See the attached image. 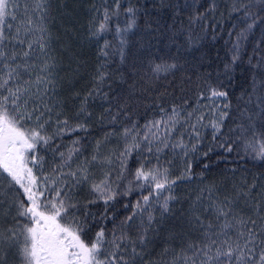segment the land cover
<instances>
[{"label":"snow or ice","instance_id":"1","mask_svg":"<svg viewBox=\"0 0 264 264\" xmlns=\"http://www.w3.org/2000/svg\"><path fill=\"white\" fill-rule=\"evenodd\" d=\"M196 0H193L195 3ZM34 6L27 2L23 13H19L21 7L19 0H0V185L7 183L9 188L19 186L22 193L17 190V196L10 203L0 199V264H264V186L253 182L242 184L237 188L233 186L231 192L223 196L216 195L215 188L207 189L208 211L211 218L193 215L190 224L198 235L195 239L183 240L179 250L165 248L158 260H148V245L151 242L150 233L154 232V224L162 222L166 214L171 213L170 202L175 200L174 186L178 180L189 178L190 168L176 178H172L167 167L159 165L145 167L142 163L136 169L134 177L136 181H144L138 185L146 188L147 194L137 200L130 209V215L124 216L119 224L114 223L111 230L100 227L93 232V226L84 218L75 215L78 202H73L70 194L73 189L82 184L90 185V192L94 198L88 201L95 204L102 200L105 205V213L110 202L116 199L118 194L127 195L132 190L127 189L118 193L117 181L126 179L124 172L127 168V158L133 151L140 150L142 142L146 150L153 152L154 139H158L155 132L152 137L145 134L142 141L138 139L140 132L137 125L132 123L125 126L120 133H106L103 140H97L93 154L90 158L80 160V140L72 141L73 147L67 152L59 151L60 146L52 147L51 142L56 136L77 131H87V125L79 117L90 118L87 111L89 97L99 94V87L105 79V73L98 72L97 87L84 97L78 112L76 123H71L69 118L60 119L62 112H56L55 131L49 132L52 125L51 114L54 108L61 102L53 98L58 87L56 79V57L48 51L49 41L45 34L49 30L43 25L46 14L51 7L52 0H33ZM117 7L119 4L117 3ZM161 8L172 9V28L178 21L182 9L193 7L192 4L172 3L170 0H160ZM216 8L215 0H212L208 8L211 14ZM11 9V10H10ZM232 11L243 12L245 27L236 33L235 41L229 52L231 59L224 64V72L232 71L233 65L242 61L244 56V42L248 34L257 26H264V0H249L242 8L234 4ZM126 12L132 17L131 28L135 24V9L128 8ZM35 15V19L33 18ZM110 19L108 10L105 9L103 21L93 35L99 36L107 30V21ZM208 15L196 13L188 18L189 42L203 39L208 33V26L201 24V32L193 35L191 26L201 21H207ZM37 21L41 22L37 27ZM250 21V22H249ZM15 22V23H13ZM151 27V24L147 25ZM184 26L181 22L180 29ZM40 35L33 38L34 33ZM229 36L232 33L229 32ZM212 39H216L213 26ZM264 39L256 42L252 55L248 56V65L252 72V91L248 99L244 101L245 111L241 117L254 107L258 111L254 113L259 117V126L253 122V116L248 115L247 120L237 125L234 132L235 139L225 141L221 147L226 151H232V143L241 141L247 149L255 152L256 156L264 159ZM108 47L105 43V48ZM102 55H107L102 51ZM176 64L156 65L154 72H167L176 68ZM199 87V85H198ZM228 93L206 84L204 90L199 91L200 100L211 102V111L218 116L214 120L206 119L203 112L197 115L199 109L188 112L185 119L186 130L190 138L197 142L201 139V129L211 127L213 139L220 134L223 120L228 112L220 108L217 102L224 99L223 109L230 108L227 102ZM107 99V94H103ZM129 101L120 105L123 111L128 108ZM105 112L111 117L109 123L115 124L118 111L111 115L110 109ZM125 116L128 112L125 111ZM180 108L174 107L167 121L171 124L167 132L176 130L180 124ZM103 115L101 119H103ZM194 118V123H188ZM160 121L150 122L145 127L158 128ZM113 135H119L125 141V147L116 159L119 161L120 171L115 179H112L111 165L114 163L113 153L102 154L101 149L105 141ZM183 136V133H181ZM165 148L168 143L160 140ZM47 146L53 154L59 155L60 162L53 169V175H43L44 157L38 155L40 148ZM173 148H186L181 139L171 145ZM196 145H192V151ZM158 153L161 148L156 147ZM186 154V153H185ZM159 161V157H156ZM31 165V167L29 166ZM75 165V167H73ZM106 166H108L106 168ZM37 171L34 172L33 169ZM98 168L101 176L97 177L94 169ZM64 169H68L64 171ZM6 173L7 175H3ZM131 183V181L129 182ZM62 185V186H58ZM115 186V187H114ZM46 191H54L55 196L50 198ZM203 196V193H202ZM200 199V198H198ZM125 208L129 206L124 205ZM155 212H159V221ZM110 219L104 215L100 220L93 216L95 224ZM139 220V224L136 221ZM139 228L135 236L131 235L134 229ZM170 239H176L175 236ZM171 254L170 260L163 257Z\"/></svg>","mask_w":264,"mask_h":264},{"label":"trees","instance_id":"2","mask_svg":"<svg viewBox=\"0 0 264 264\" xmlns=\"http://www.w3.org/2000/svg\"><path fill=\"white\" fill-rule=\"evenodd\" d=\"M172 3L183 5L185 0H170ZM249 0H215L216 8L208 14V8L212 0H187V3L193 7L182 9L177 23L172 25V9L161 8L160 0H54L51 4V20L48 23V30H55L54 47L50 50L51 55L62 59L67 56L59 50L60 46H65L62 34V27L69 29L76 35H82L85 41H72L69 37L68 52L72 54L73 66L76 72L65 67H60V62L56 68V79L58 87L53 95L54 101L59 100L61 103L54 108L52 116V125L49 132L55 131L56 112H62L60 119L69 118L71 123H76V112L87 94L97 87V80L92 82L95 73H105L103 83L99 87V94L89 97L87 102V111L92 115L90 118L81 116L80 120L87 125V131H77L56 136L51 142L52 147H59V151L67 152L71 147L72 141L80 140L81 154L79 159L83 160L87 157L86 147L89 143L88 138L94 133L103 129V139L107 129H123L132 123L137 128L153 121H160L165 128H171L170 124L163 123L168 120L171 115L163 106L158 105L160 98L162 99H180L184 101H192L199 99V91L204 90L206 84H210L214 88L226 91L228 93L227 102L230 108L223 109V98L218 99V103L222 106V110L228 112V116L223 120L220 134L213 139V131L208 130L204 137L196 144V150L187 154L186 160L176 165L172 161L170 147L167 154L157 153L153 148V152L149 153L146 146L142 143L141 149L133 151L131 156L127 158V168L124 172L126 179L117 181L119 187H116L118 193H123L127 189L132 190L127 195L118 194L116 199L110 202L107 213H105V205L102 200H98L95 204H89L88 201L94 196L90 192V185L82 184L72 190L70 193L73 202H78V208L75 215L84 218L87 214V221L93 226L94 235L102 226L107 230H111L115 224H119L120 220L126 215H130V209L140 200L143 195L147 194L146 188H140L138 185L145 184L144 181H136L134 173L143 163L145 167L156 166L158 163L169 169L172 178L180 176L190 168L188 172L189 178L178 180L174 186L176 199L170 202L171 213L166 214L162 222L154 224L155 231L150 233L151 242L148 245V260H158L160 254L165 248L179 250L183 240L195 239L198 235L192 226H188L184 222L183 215L188 210V204L193 202V213L199 215L203 219L205 216L211 218L208 208L205 204H209L207 189L215 188L217 196H223L226 192H231L233 186L239 188L242 184H252L264 186V159L256 156L255 152L247 149L241 141L232 143V151H226L225 147H221L225 141L231 142L235 139V133L229 132V129H235L242 120L246 121L248 115L253 116V122L259 126V117L254 113L258 111L252 106V110L247 112L245 117H241V112L245 111V103L252 91V72L248 65V56L252 55L253 49L257 41L264 39V26L255 27L248 34V39L244 42V56L242 61L233 65L232 71L228 74L224 72V64L231 59L229 49L235 41L236 33L241 31L246 25L243 22L242 11H232L233 6L242 8L243 4ZM117 3L119 7H117ZM135 9V24L129 28L132 23V17L126 12L128 8ZM108 10L110 19L107 21V30L99 36L93 35L98 28L100 22L103 21L104 11ZM61 10L72 14L71 23L66 22L60 17ZM196 13H205L208 15L207 21H201L191 26L193 35L201 32V24L208 26L207 35L201 39L189 42V25L188 18ZM181 22L184 30L180 29ZM250 22V21H249ZM151 24V27L147 25ZM213 26L216 39H212ZM229 32L232 36H229ZM72 39V38H71ZM105 43L108 47L105 48ZM144 46L140 50L139 47ZM264 48V44L261 45ZM102 51L107 55H102ZM53 53V54H52ZM59 55V56H58ZM95 60L93 68L91 67L90 58ZM56 60V61H60ZM63 60V59H62ZM64 61V60H63ZM65 62V61H64ZM82 64V66H78ZM176 64L177 67L167 72H154L156 65ZM70 66V65H69ZM151 67L154 74L149 73ZM91 69L87 71V69ZM88 69V70H89ZM160 75H163L166 82L161 85L157 84ZM68 81L70 83H66ZM166 85H170L174 91L163 93L162 89ZM199 85V87H198ZM107 94V99H103V94ZM165 97V98H164ZM156 98V99H155ZM129 101L128 108L120 109V105L125 101ZM208 101L200 100L199 103ZM105 109H110L111 115H115L118 111L115 124L109 123L111 118ZM180 110H182L180 108ZM125 111L128 116H125ZM103 115V119L101 116ZM178 130H174L172 143L176 140ZM169 133V132H167ZM100 136H97V140ZM90 144V143H89ZM122 152V147L116 149L117 154ZM38 155L44 157L43 175H53V169L60 162L58 153L53 152L47 147L40 148ZM159 157L157 161L156 157ZM88 158V157H87ZM174 164V165H173ZM31 167V165H29ZM75 167V165H73ZM107 168V167H106ZM112 179H115L120 171L119 161L116 159L111 165ZM68 169H64L67 171ZM37 171L36 168L33 169ZM6 176V175H5ZM131 181V183H129ZM62 186V185H58ZM115 187V186H114ZM17 190L22 193L19 186L9 188L7 183L0 185V199L6 204L10 203L17 196ZM203 193V196H202ZM46 195L50 198L55 196L54 191H46ZM200 198V199H198ZM128 205L125 208L124 205ZM104 215L110 217L100 224H95L93 216L96 220ZM159 221V212H155ZM188 216V215H187ZM191 217H189L190 220ZM184 222V223H183ZM139 224V220L136 221ZM183 225V226H182ZM139 228L131 232L135 236ZM168 235L175 236L176 239L165 238ZM165 260L171 259V254L163 257ZM15 264H19L17 260Z\"/></svg>","mask_w":264,"mask_h":264},{"label":"rangeland","instance_id":"3","mask_svg":"<svg viewBox=\"0 0 264 264\" xmlns=\"http://www.w3.org/2000/svg\"><path fill=\"white\" fill-rule=\"evenodd\" d=\"M52 1H54V0H52ZM26 2H27L30 6H34V4H33V0H19V3H20V5H21V7H20V9H19V13H20V14L23 13L24 5H25ZM10 10H11V9H10ZM70 13H71V12H70ZM70 13H67L66 11L61 10V13H60V17H62L61 20L63 19L64 21H66V22H70V23H71V21H72L71 18H72L73 15L70 14ZM33 18L35 19V15H33ZM72 19H73V18H72ZM50 20H51V9L49 8L48 13L46 14V19L43 21V25L46 26V27H48V23H49ZM13 23H15V22H13ZM40 23H41V22L37 21V27L40 25ZM61 31H62L63 36H65V37H66V36L69 37V39L72 40V41H76V42L78 41V42H79V40H80V41H85V40H86V38H84L82 35H76V36H75V35L73 34V32L70 31L69 29L65 28V26L62 27V30H61ZM49 32H50V31H49ZM38 35H40V33L35 32L33 38H35V36H38ZM45 35H46V39L49 41L48 48H51L50 45H51V43H52V40L49 39V34H45ZM65 37H63V38H64V44H65V46H60V47H59V50L62 51L63 53H66L67 56H64V57L62 58L65 62L61 59L60 61H57V65H58V63L60 62V67H65V68H68L69 70H71V71H73V72H76L75 69H74V66H73V61H74V60H73V56L70 55V53L68 52V46H67V44H68L69 42H68V40H67ZM71 38H72V39H71ZM56 41H57V40H56ZM49 53H50V52H49ZM50 54H51V53H50ZM69 65H70V66H69ZM65 82L67 83V81H65ZM68 83H70V82L68 81ZM68 83H67V84H68ZM219 105H220V104H219ZM220 108L222 109V106H221V105H220ZM200 112H203L204 115H205V117H206V119L204 120V123H205V124H207L209 120H214V119L218 116V113H216V114L214 115L213 112L211 111V102H210V101H208L207 104H204V105L200 106V109H199V111L197 112V115H199ZM54 117L56 118V115H55ZM185 119H186V117H183V129H179L177 135L173 136V137L176 138V140L174 141V143H172V141H171L172 136L170 135V134L173 133L174 131H171L170 133H167L165 126H162V125L160 124L158 128H152L151 131H149V128L145 127L144 135L147 134V135H149V137H152V133H153V132L156 133L158 139H154V140H153V144H152L151 146H152L154 149H155L156 147H159V148L162 149V151L158 152L159 155H161V154H165L166 156H168L167 151H166V150L168 149V147L165 148L164 145L160 143V140H164L166 143H168V145H169V147H170V153L173 155V156H172V161H173V162H175V161H177V160H179V162L182 161V160H185L186 155H187L188 153H190V151L192 150V145H193V144H195V145L198 144L199 141L201 140V139H200V140L197 142V140H196L195 138H190V136H189V134H188V131L186 130L187 125L185 124ZM194 122H195L194 118H193L192 120H189V121H188V123H194ZM176 127H177V126H176ZM210 128H211V127H207V128H202V129H201V134H202V135H201V138L203 137V135L205 134V132H206L208 129H210ZM181 133H183V136H181ZM110 138H112V139H113V138H115V139H119V135L111 136ZM138 139L142 141V138H139V137H138ZM181 139L183 140V144H184V145H187L186 148H181V147L173 148V147L171 146L172 144L177 143V142L180 141ZM108 145H110V142H109L108 140H106L105 143H104V145H103V149H102L101 152H102V154H104V155H107V154H109V153H113V156H112V159H113L114 156H116V155H115V152H116V149H117V148H116V149H110ZM122 145H125V144H122ZM120 147H121V146H120ZM185 153H186V154H185ZM106 167H108V166H106ZM94 171L96 172V176H97V177H100V176H101V172L99 171L98 168L94 169ZM194 201H195V199H193L192 201H190V203L188 204V207H187L188 210L186 211V214L182 216L183 219H184V222H186L188 226H192V225L190 224V221L192 220V217H193V215H194V213H193V205H194L193 202H194ZM208 205H209V204H205V209L208 208ZM187 215H188V216H187ZM189 217H191L190 220H189ZM184 222H183V223H184ZM182 226H183V225H182ZM170 236H171V235H168V234H167V237L165 238V240L169 239Z\"/></svg>","mask_w":264,"mask_h":264},{"label":"bare ground","instance_id":"4","mask_svg":"<svg viewBox=\"0 0 264 264\" xmlns=\"http://www.w3.org/2000/svg\"><path fill=\"white\" fill-rule=\"evenodd\" d=\"M54 34H55V30H50V32H49V39L50 40H52V43H51V45H50V47L51 48H48V51L50 52V50L52 49V47H54V43H55V36H54ZM140 48V50H142V49H144V46H141V47H139ZM51 53V52H50ZM53 54V53H52ZM70 55H72V54H70ZM59 56V55H58ZM91 57V56H90ZM74 58V57H73ZM56 60H60V59H58V57H56ZM90 62H91V67H89V68H93V65H94V62H95V60L91 57L90 58ZM78 66H82V64H79ZM88 68V69H89ZM86 70V72L87 71H90L91 69H89V70ZM149 69V73L150 74H153V76H158L157 74H154L153 73V71H152V69H151V67H149L148 68ZM77 71V70H76ZM95 80H97V73H95L94 74V76H93V78H92V82L93 81H95ZM105 80H106V78H105ZM157 82V84L158 85H161L163 82H165V83H167L166 82V79L164 78V76L163 75H160L159 76V78H158V80L156 81ZM162 91H163V93H168V92H172V91H174L173 90V88L170 86V85H166L165 87H163V89H162ZM159 99H160V102H159V104L158 105H163L166 109H167V111H169V109H170V107H172V106H178L179 108H181L182 110H180V112H181V115H180V124H178V125H176L177 127V129H183V117H186V115H187V113L188 112H191V111H193V109H200V106H202V105H204V104H207L208 103V101H204V102H201V103H197V101L196 100H192V101H184V100H180V99H173V98H170V99H162V98H160V97H158ZM165 98V97H164ZM156 99V98H155ZM145 125H149V124H144L142 127H140V128H137V131H139L140 132V136H142L143 134H144V131H145ZM171 125V124H170ZM150 126V125H149ZM122 130L123 129H121V130H119V129H107L106 131V133H109V132H116V133H120V132H122ZM208 130H210V131H213L211 128L210 129H208ZM207 130V131H208ZM206 131V132H207ZM206 132H205V134H206ZM204 134V135H205ZM204 135H203V137H204ZM97 136H100V139L99 140H103V129L101 128L100 129V132H96V133H92L91 135H90V137L88 138V140H89V143H87V145H86V147L87 148H89L88 149V151H89V153L87 152V157L88 158H90L91 157V155L93 154V150H94V148H95V144H96V141H97ZM113 136H116V135H113ZM202 137V138H203ZM201 138V139H202ZM108 141L110 142V145H108L109 146V148L110 149H116V148H119L120 146H122V144L125 142L124 141V139L123 138H121L120 136H119V139H115V138H109L108 139ZM102 149H103V146H102ZM102 149H101V151H102ZM187 156V155H186ZM185 160H186V158H185ZM185 160H182V161H180L179 162V160H177V161H175L174 162V164H176V165H179V164H181V163H183ZM173 164V165H174Z\"/></svg>","mask_w":264,"mask_h":264}]
</instances>
